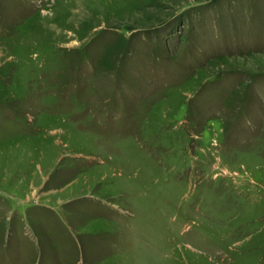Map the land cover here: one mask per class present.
Here are the masks:
<instances>
[{
  "label": "rangeland",
  "instance_id": "1",
  "mask_svg": "<svg viewBox=\"0 0 264 264\" xmlns=\"http://www.w3.org/2000/svg\"><path fill=\"white\" fill-rule=\"evenodd\" d=\"M0 264H264V0H0Z\"/></svg>",
  "mask_w": 264,
  "mask_h": 264
}]
</instances>
